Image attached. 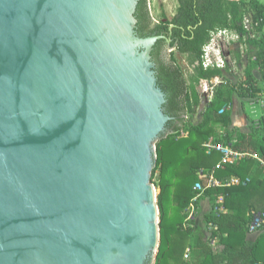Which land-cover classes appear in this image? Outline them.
<instances>
[{
  "label": "water",
  "instance_id": "95a60500",
  "mask_svg": "<svg viewBox=\"0 0 264 264\" xmlns=\"http://www.w3.org/2000/svg\"><path fill=\"white\" fill-rule=\"evenodd\" d=\"M138 1L0 0V264L154 263L170 40Z\"/></svg>",
  "mask_w": 264,
  "mask_h": 264
},
{
  "label": "trees",
  "instance_id": "16d2710c",
  "mask_svg": "<svg viewBox=\"0 0 264 264\" xmlns=\"http://www.w3.org/2000/svg\"><path fill=\"white\" fill-rule=\"evenodd\" d=\"M177 2L172 17L158 23L153 22L148 0H139L135 11L138 35L170 37L171 45L187 57L193 68L187 79L174 58L168 55L160 58V47L166 39L157 40L151 54L158 83L166 95L164 111L180 119L174 132L156 145L152 181L157 180L160 239L153 264H264L260 256L264 224L258 230V239L252 241L247 237L253 212L264 213V206L259 207L250 200L257 195L264 201V115L249 132L232 131L229 109L235 95L243 100L264 101V85L258 84L259 81L264 83V3L260 0ZM162 16L166 17L164 13ZM149 23H154L156 33L146 32ZM223 29L238 35L236 41L229 43L228 50L239 63L245 61L244 78L239 83L226 78L230 71L227 60L223 68L203 65L204 46L213 32ZM236 44H239L237 51L234 50ZM254 71H258L259 78ZM213 78H219L220 82L214 85L212 98L207 101L201 119L196 123L187 121L189 125H185L188 115L191 118L197 114L200 82L206 80L211 84ZM214 138L231 144L245 156L236 163L217 167L222 155L208 152L203 146ZM210 170L223 183L207 188L197 204L198 213L187 219L196 194L194 186L205 182ZM232 176H237L241 182L227 184ZM219 195L224 196V210L216 212ZM202 199L210 202L206 210L201 209ZM188 247L189 257L184 258Z\"/></svg>",
  "mask_w": 264,
  "mask_h": 264
},
{
  "label": "built area",
  "instance_id": "2783aa9c",
  "mask_svg": "<svg viewBox=\"0 0 264 264\" xmlns=\"http://www.w3.org/2000/svg\"><path fill=\"white\" fill-rule=\"evenodd\" d=\"M238 35L230 30L223 29L213 32L211 35L210 41L204 46V55H203V65L205 67L217 66L223 68L226 64V59L224 57L225 46L227 47L228 42L233 39H237ZM221 46V49L218 47ZM215 81L210 82L202 80L201 88L203 91H210V99L213 94V87L219 83V78H214ZM213 80V79H212ZM216 83V84H215ZM226 108V107H225ZM203 146L208 150V152H218L220 153L221 159L216 164L217 167L222 166L223 164H233L236 163L241 157L245 156L244 153L238 152L233 149L231 144L222 143L215 138L208 140L203 143ZM241 182L240 178L237 176H232L227 181V184H239ZM223 182L217 179L213 171H209V176L206 177L205 182H198L194 186L196 191L195 196L192 198L189 213L187 219H192L198 213V202L201 199V196L204 194L205 190L209 187L220 186ZM224 196L219 195L215 204V211L220 212L224 210L223 206ZM264 224V213L253 212V219L250 223V232L258 231ZM190 248L188 247L185 251L184 258L189 257Z\"/></svg>",
  "mask_w": 264,
  "mask_h": 264
},
{
  "label": "rangeland",
  "instance_id": "374dc122",
  "mask_svg": "<svg viewBox=\"0 0 264 264\" xmlns=\"http://www.w3.org/2000/svg\"><path fill=\"white\" fill-rule=\"evenodd\" d=\"M148 1H149L148 8H149L150 15L155 20H164V21L169 20L172 17V15L175 13L177 6H178L177 0H148ZM260 1L263 2L264 0H260ZM163 13L166 15V17L162 16ZM238 47H239V44L238 45L236 44L234 46V50L237 51ZM218 48L221 49V46H219ZM226 48L227 47L225 46V51H226ZM168 56L175 59V61L180 65L181 69L183 70L185 77L189 79L193 73V68L192 66L188 64L187 57L184 54L179 53L174 48L168 50ZM230 56H231V59H230ZM230 56H227V59H228L227 67L229 68L230 71L226 73V78L236 83L242 82L244 78V73H245V65H246L245 61L239 63L233 55H230ZM201 84H202V81L200 82V85L198 86L200 88L199 91L201 94V99H200V105L198 107L197 114L191 117L192 119L189 118V115H188L186 117L185 125H189L187 121L191 120L193 123H196L197 121L201 119V114L207 104V101L209 100L210 91H203V89L201 88ZM235 97L237 98V101H239L240 98L237 95H235ZM246 100L250 102H254L257 99H253V100L246 99ZM152 182L155 186V183L157 182V180L152 181Z\"/></svg>",
  "mask_w": 264,
  "mask_h": 264
},
{
  "label": "crops",
  "instance_id": "0c3cea01",
  "mask_svg": "<svg viewBox=\"0 0 264 264\" xmlns=\"http://www.w3.org/2000/svg\"><path fill=\"white\" fill-rule=\"evenodd\" d=\"M262 3H264V1ZM236 40L237 39L230 40L228 42V45L230 42L236 41ZM228 45H227L226 51L224 52V57L227 61H228L227 56L232 55L230 53V51L228 50ZM230 59H231V56H230ZM254 74H255L256 78L260 77L258 71H254ZM258 84L262 85V86L264 85V83L262 81H259ZM209 97H210V93H209ZM229 109L231 110V126H230V129L232 131L238 130V131L246 133V132L250 131L252 125L257 126L259 124L260 118L264 115V101L262 99H258V101L250 102L246 99L243 100L241 98L239 99V101H237V98L234 96L233 103ZM221 133H223L222 129L220 130V134ZM233 137H235V136H233ZM262 164H264V161H262ZM252 168L254 170L255 166H253ZM262 175H264L263 171H262ZM252 197L253 198H250V200H254V202L256 203L257 206H259V207L264 206V201L260 200L259 196L255 195ZM247 202H249V201H247ZM200 203H201V209L202 210H206L207 208L210 207V202L208 199H202L200 201ZM225 211H228V210L226 209ZM259 236H260V232H258V231L250 232L247 235L248 239H250L252 241H255L256 239H258ZM260 256L264 260V240L261 242V245H260Z\"/></svg>",
  "mask_w": 264,
  "mask_h": 264
},
{
  "label": "flooded vegetation",
  "instance_id": "af4514ba",
  "mask_svg": "<svg viewBox=\"0 0 264 264\" xmlns=\"http://www.w3.org/2000/svg\"><path fill=\"white\" fill-rule=\"evenodd\" d=\"M161 21H164V20H161ZM153 22L158 23V22H160V20L153 19ZM148 28L149 29L146 31L148 33L153 34V33H156L157 32V30H155L154 23H149ZM153 35H156V34H153ZM153 35H149V36H153ZM168 39L170 41L168 42L167 40H165V43L162 44L161 47H160V58H163L164 59L165 56L168 55V50L173 49V48L175 49V47L171 45L172 39L170 37H168ZM153 49H154V47H153ZM172 117H173L174 120H172L171 126L172 127H175L179 123L180 117H174V116H172Z\"/></svg>",
  "mask_w": 264,
  "mask_h": 264
}]
</instances>
